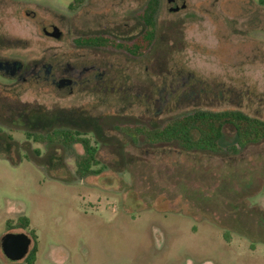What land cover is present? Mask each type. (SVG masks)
<instances>
[{"label":"rangeland","instance_id":"rangeland-1","mask_svg":"<svg viewBox=\"0 0 264 264\" xmlns=\"http://www.w3.org/2000/svg\"><path fill=\"white\" fill-rule=\"evenodd\" d=\"M148 1L0 0V29L20 40L6 54L29 60L51 46L72 52L75 39L89 35L130 41L145 29L140 13ZM187 3L173 14L160 1L144 55L80 50L115 64L110 76L135 88L127 100L62 97L0 76V264H28L35 245L34 264H264V140L231 151L237 136L228 124L222 151H197L133 142L117 128H158L195 110H240L264 121V0ZM51 22L64 23L62 40L44 36ZM151 93L159 102L148 103ZM60 128L79 130L96 148L86 175L76 164L82 144L32 136ZM22 216L28 227L18 224ZM9 232L32 239L19 261L3 253Z\"/></svg>","mask_w":264,"mask_h":264},{"label":"trees","instance_id":"trees-1","mask_svg":"<svg viewBox=\"0 0 264 264\" xmlns=\"http://www.w3.org/2000/svg\"><path fill=\"white\" fill-rule=\"evenodd\" d=\"M85 0H73L72 6L81 5ZM158 0H149L140 17L145 24L144 31L130 41H121L105 35L80 36L75 39L79 44L99 45L105 47H118L132 55H144L156 37L155 14ZM232 125L236 131L237 142L229 149L237 151L251 143L264 140V121L258 117L250 116L240 110H195L168 120L163 126L149 128L145 125H119L117 128L138 142L143 137L147 143L175 142L185 150L220 152L223 150L220 140L225 125ZM32 135V134H29ZM35 140L43 142H61L65 145L72 143L82 144L85 154L76 158L78 172L86 175L91 165L96 162V148L82 133L69 129H53L46 134H33ZM29 218L22 216L18 224L28 227ZM35 235V234H34ZM37 257L35 245L27 256L28 264H34Z\"/></svg>","mask_w":264,"mask_h":264},{"label":"flooded vegetation","instance_id":"flooded-vegetation-1","mask_svg":"<svg viewBox=\"0 0 264 264\" xmlns=\"http://www.w3.org/2000/svg\"><path fill=\"white\" fill-rule=\"evenodd\" d=\"M158 1L159 4L157 6L156 15L160 12L161 6V0ZM165 1L166 9L173 14H178L188 8L187 0ZM37 5L40 7H49L40 4ZM26 13L31 14L32 17L37 16V14L31 10H27ZM63 24V22H51L50 24L44 25L42 29L44 36L55 41L62 40L65 33ZM55 26L62 32L59 37L51 35ZM261 28L262 27L259 29ZM18 42H20V40H18L10 30L0 29V76L3 79L9 80L11 85L15 86L24 83L31 87L44 89L52 88L61 94L62 97H73L80 95L82 92L92 95L109 93V95L120 94L121 99L127 100L133 95L135 90L133 86L125 87L124 83L119 82L115 76H110L109 71H112L115 67L114 63L98 58L95 54L80 52V50L84 48L104 49L105 47L103 46L76 43V46H73L72 52L64 50L61 52L54 51L53 46H51L39 57L29 60H20L11 54H6L15 49ZM106 67H110L111 69H107ZM147 89L149 88L147 87ZM140 90H144V88ZM153 93H151V95L147 94L148 103L153 100L159 102V99L154 98ZM136 94L141 96L140 92ZM162 100L164 103L167 102L168 96L166 95ZM81 112L83 115H87L85 111ZM40 117H42L40 113L39 115H35V117H33V115L30 116L32 120L33 118L39 119Z\"/></svg>","mask_w":264,"mask_h":264},{"label":"water","instance_id":"water-1","mask_svg":"<svg viewBox=\"0 0 264 264\" xmlns=\"http://www.w3.org/2000/svg\"><path fill=\"white\" fill-rule=\"evenodd\" d=\"M61 33V30L55 26L51 35L59 37ZM31 241V237L24 232H9L2 238L1 247L8 259L19 261L28 253Z\"/></svg>","mask_w":264,"mask_h":264}]
</instances>
